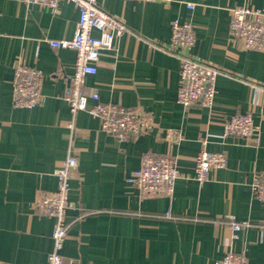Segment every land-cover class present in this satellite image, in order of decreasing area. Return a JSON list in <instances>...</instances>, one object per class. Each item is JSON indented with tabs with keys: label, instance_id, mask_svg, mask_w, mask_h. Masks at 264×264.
I'll return each mask as SVG.
<instances>
[{
	"label": "crops",
	"instance_id": "1",
	"mask_svg": "<svg viewBox=\"0 0 264 264\" xmlns=\"http://www.w3.org/2000/svg\"><path fill=\"white\" fill-rule=\"evenodd\" d=\"M98 1L128 32L114 51L101 52L86 87L104 103L150 112L155 130L120 141L98 119L70 112L64 96L76 53L48 42L74 38L80 18L74 4L62 2L53 13L28 0H0V264H47L55 221L33 203L56 191L54 171L70 148L79 167L71 180L65 264H216L228 251L264 264V203L251 191L264 172V93L256 91L264 88V50L242 49L230 35L231 9L264 11V0ZM174 20L194 24L193 55L221 71L212 112L186 111L177 102L181 63L160 50L170 42ZM19 58L44 76V100L34 109L13 107ZM246 113L261 134L257 147L224 137V122ZM170 130L175 138L167 137ZM202 150L225 153L227 163L200 186L192 177ZM146 153L177 160L180 178L171 196L142 198L127 183ZM169 211L176 221L166 220ZM231 217L251 227L235 237Z\"/></svg>",
	"mask_w": 264,
	"mask_h": 264
},
{
	"label": "built area",
	"instance_id": "2",
	"mask_svg": "<svg viewBox=\"0 0 264 264\" xmlns=\"http://www.w3.org/2000/svg\"><path fill=\"white\" fill-rule=\"evenodd\" d=\"M40 3L58 13L60 3L74 4L80 13L76 34L71 40H49L54 49H72L76 53L73 75L69 79V87L64 100L75 117L85 112L100 121L101 130L116 137L120 141L135 140L155 130V123L150 112L140 107L126 108L112 103H104L99 94L89 91L86 78L98 72L97 63L102 51H114L119 39L126 35L128 28L116 15L106 12L98 0H28ZM170 4L173 0H139ZM189 10L195 4L186 3ZM230 35L245 50H264V11L247 5H239L231 9ZM197 42L195 26L192 22L174 20L171 23V38L168 45L160 50L180 60V86L177 102L186 111L199 106L209 112L213 111L216 98V85L221 71L215 65L199 60L192 50ZM44 76L41 71L28 67L22 59L14 65L12 79L13 107L15 109H34L41 105ZM259 94L264 88L256 86ZM94 104L90 105L89 102ZM73 130L74 124H70ZM224 137H240L250 147H257L261 134L254 123L251 113L234 115L223 124ZM169 139L175 138L173 131L167 132ZM225 153H214L202 150L195 157L194 177L199 185H204L212 171L226 167ZM79 167L77 154L70 148L68 156L55 169L57 189L53 193L37 195L33 208L40 215L54 219L53 249L48 255L47 264H65L62 250L68 237V211L71 207L69 195L71 180ZM180 178L177 160L170 155H152L146 153L141 159L139 170L127 180L142 198L150 196H171L177 180ZM252 195L264 203V172L260 173L251 184ZM166 220L176 221L172 212H167ZM193 221V219H191ZM231 229L236 237L238 232L251 227L250 223H237L233 217ZM199 222L200 219H195ZM218 225L217 221H214ZM216 264H250L246 253L228 251L224 258Z\"/></svg>",
	"mask_w": 264,
	"mask_h": 264
}]
</instances>
